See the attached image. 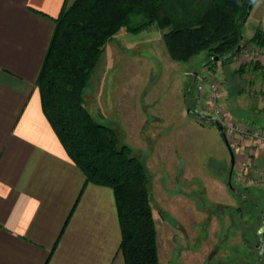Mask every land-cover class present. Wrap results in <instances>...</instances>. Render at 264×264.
<instances>
[{"label": "rangeland", "instance_id": "rangeland-1", "mask_svg": "<svg viewBox=\"0 0 264 264\" xmlns=\"http://www.w3.org/2000/svg\"><path fill=\"white\" fill-rule=\"evenodd\" d=\"M257 2L254 11L264 5ZM254 11L243 26L245 41L240 52L227 63L217 61L202 67L201 55L189 62L171 59L163 30L154 25L136 33L123 28L125 31H118L105 44L85 91V105L93 117L111 127L118 145H128L147 167L159 264H240L249 234L252 243L256 240L253 221L258 211L251 213L250 199L260 200L264 180L253 183L242 172L244 166L234 169V163L228 184L231 162L223 140L213 124L186 113L193 107L231 122L226 102L233 93L230 84L250 89L247 80L259 73L264 82V48L247 41L254 28H264V23L256 26ZM142 20L132 17L133 24ZM235 115L264 125L262 111L240 116L236 111ZM240 122V128L264 132V128ZM238 130L228 135L234 157L242 138ZM249 138L264 149V138ZM245 160L249 162V156ZM253 169L264 176V167ZM242 186L249 190L243 191ZM238 188L244 201H239ZM249 215L253 218L250 223L245 222ZM262 249L259 256L264 257Z\"/></svg>", "mask_w": 264, "mask_h": 264}, {"label": "crops", "instance_id": "crops-1", "mask_svg": "<svg viewBox=\"0 0 264 264\" xmlns=\"http://www.w3.org/2000/svg\"><path fill=\"white\" fill-rule=\"evenodd\" d=\"M72 1L0 0V264H125L113 190L85 180L45 117L36 85L53 18ZM254 17L256 26L264 23V5ZM261 77L247 80L250 89L230 84L233 117L264 112ZM243 116L235 118L264 128ZM237 143L234 169L242 164L253 183L264 180L253 173L264 167L262 146L247 136Z\"/></svg>", "mask_w": 264, "mask_h": 264}, {"label": "trees", "instance_id": "trees-1", "mask_svg": "<svg viewBox=\"0 0 264 264\" xmlns=\"http://www.w3.org/2000/svg\"><path fill=\"white\" fill-rule=\"evenodd\" d=\"M257 1L74 0L65 2L53 18L36 78L41 108L85 180L113 190L125 264H159V251L147 167L128 145L119 146L112 128L97 121L85 105V91L105 44L121 28L136 33L154 25L163 30L171 59L189 62L201 55V67L227 63L240 52H234L236 46L243 47V26ZM133 16L143 20L133 24ZM247 41L264 48V28H254ZM249 236L240 264H259L264 257Z\"/></svg>", "mask_w": 264, "mask_h": 264}, {"label": "water", "instance_id": "water-1", "mask_svg": "<svg viewBox=\"0 0 264 264\" xmlns=\"http://www.w3.org/2000/svg\"><path fill=\"white\" fill-rule=\"evenodd\" d=\"M240 38H243V35H241ZM239 50H241V44H238L236 46L234 52L237 53ZM218 58H219L218 56L214 57V59H218ZM186 113L193 115L194 117H196L197 119H199L201 121H207V122H210L211 124H213L214 128L218 132L220 138L223 140V142H224V144H225V146L229 152L230 162H231V166H232L233 162H234V153H233L231 145L227 139L224 124H223L222 120L213 113L206 112V111L200 110L198 108H193V107H188L186 109ZM228 184H230V177L228 179ZM260 235H262L261 237L264 238V231H261ZM262 241H264V239H262ZM261 244H262V242H261Z\"/></svg>", "mask_w": 264, "mask_h": 264}, {"label": "flooded vegetation", "instance_id": "flooded-vegetation-1", "mask_svg": "<svg viewBox=\"0 0 264 264\" xmlns=\"http://www.w3.org/2000/svg\"><path fill=\"white\" fill-rule=\"evenodd\" d=\"M195 75V74H194ZM231 114V113H230ZM231 118L233 119V120H237L235 117H233L232 115H231ZM234 153V152H233ZM235 163V157H234V162H233V164ZM232 166H231V168H230V170H229V172L227 173V179H229V177L231 178L233 175H232ZM226 173V172H225ZM244 187H246V186H244ZM239 192L241 191V188L239 189H237ZM243 191H248V190H243ZM238 192V193H239ZM239 197H240V200L239 201H244L245 199H244V197H243V192H240V194H239ZM253 199V200H252ZM252 199H250L251 200V202H252V207H251V209L253 208V210H257L258 211V216H257V222L255 223V224H257V229L255 230V241L253 242V246L255 247V248H258L259 249V252H261V249H262V244H261V242L262 243H264V241H262V239H264V238H262L261 236L262 235H260V233H261V231H264V193H262V196L260 197V200H257L256 198L254 199V197L252 198ZM240 208L239 207H237V212H238V210H239ZM238 213H240V212H238ZM242 222V221H241ZM249 223V222H248ZM262 238V239H261ZM262 250H264V249H262ZM262 252H264V251H262Z\"/></svg>", "mask_w": 264, "mask_h": 264}, {"label": "built area", "instance_id": "built-area-1", "mask_svg": "<svg viewBox=\"0 0 264 264\" xmlns=\"http://www.w3.org/2000/svg\"><path fill=\"white\" fill-rule=\"evenodd\" d=\"M216 116H218V115H216ZM222 122L224 124V128H225V133H226L227 139H228V135L230 133H232V132H235L236 129H239L238 131H239V135L240 136H247V137H249V136L257 137L258 136V137L264 138V136H262V135H264V132H262L261 129H257V128H254L253 129V128H250V130H246V128H245L246 126L240 128L241 122L239 120H233L231 118V122H226V121H223V120H222Z\"/></svg>", "mask_w": 264, "mask_h": 264}]
</instances>
